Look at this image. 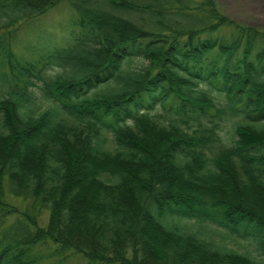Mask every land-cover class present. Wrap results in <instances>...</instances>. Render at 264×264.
<instances>
[{
    "label": "trees",
    "instance_id": "1",
    "mask_svg": "<svg viewBox=\"0 0 264 264\" xmlns=\"http://www.w3.org/2000/svg\"><path fill=\"white\" fill-rule=\"evenodd\" d=\"M60 1L0 0V30ZM70 4L45 55L0 39V264L45 242L90 264H264V30L216 0Z\"/></svg>",
    "mask_w": 264,
    "mask_h": 264
},
{
    "label": "rangeland",
    "instance_id": "2",
    "mask_svg": "<svg viewBox=\"0 0 264 264\" xmlns=\"http://www.w3.org/2000/svg\"><path fill=\"white\" fill-rule=\"evenodd\" d=\"M220 13L239 23L251 25L264 30V0H216ZM75 12L70 0H61L45 13L19 20L11 27L0 30V39L10 42L11 50L16 58L34 60L37 56L45 55L51 44L61 43L72 28ZM1 64H3L1 66ZM10 67L4 65L0 55V72L10 75ZM51 74H62L64 69L52 66ZM8 200L23 210L31 203L30 199L12 195L6 187ZM48 211L43 210L40 225H45ZM191 225V223H189ZM191 229H194L192 227ZM53 245L49 242L32 248L35 264H90L81 254L71 253L65 258L52 254ZM40 256L41 258L38 259Z\"/></svg>",
    "mask_w": 264,
    "mask_h": 264
}]
</instances>
